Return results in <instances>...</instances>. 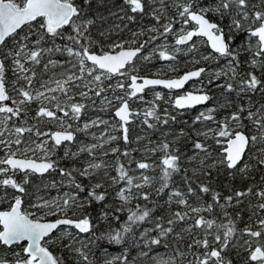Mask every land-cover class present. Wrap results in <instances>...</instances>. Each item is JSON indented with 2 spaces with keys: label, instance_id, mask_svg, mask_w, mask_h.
Wrapping results in <instances>:
<instances>
[{
  "label": "snow or ice",
  "instance_id": "snow-or-ice-1",
  "mask_svg": "<svg viewBox=\"0 0 264 264\" xmlns=\"http://www.w3.org/2000/svg\"><path fill=\"white\" fill-rule=\"evenodd\" d=\"M92 3L93 0H83L82 6L76 0H0V152H4V156L0 157V191L8 188L14 190L9 210L0 211V246L22 245L23 255L15 253L17 259L14 264H61L60 259L54 256L47 246L51 239L50 234L60 225L74 226L79 233L91 232L92 223L86 215L79 219H71L65 215L64 218L55 221H45L42 216L36 217L33 213L22 210V197L27 194L25 186L29 183L30 175L43 176L45 173L58 170L61 176L72 177V172L60 168L58 160L53 157L61 145L75 140L72 122L81 120L86 113L89 104L84 101H90L91 105L95 106L96 98H99L101 111L114 109L113 115L117 119L112 128L121 131L119 139L127 145L128 125L134 116L143 115L142 122L149 128L155 127V124L149 122L150 119L164 125L168 124L169 119L175 120V117L162 118L158 115L154 102L143 113L134 112L130 107L131 99L142 100V94L149 86L163 85L170 90L182 89L188 81L199 78L206 71L205 68H198L175 79H150L128 74L127 84L117 83L114 87L111 83L105 85L113 76L123 77L129 68L135 70V61L142 55V49L146 47L148 41L133 48L126 47L124 43H113L108 51H98L97 41L93 39L92 34L97 18L89 17L86 11L91 8ZM101 3H104V0H101ZM155 3H159L161 7H153ZM124 4L133 15L125 12L121 19L127 18L129 21L136 18L134 14H140L151 15L159 22L165 17L169 7L165 0H152L151 3L149 0H124ZM172 6L177 9L176 16L182 24L188 25L193 22L195 24L191 30L185 28L180 30L175 39L176 46H188V51L191 52L196 48L193 38L206 37L213 54L227 59V70L220 69L216 73L217 79L225 76L229 81L235 80L240 75L237 69L242 54L248 55L245 63L252 69L264 71V10H260L264 8V0H259V4H253L251 0H214L213 6L199 7L197 10H194L197 6L193 0H174ZM148 9L152 10L149 12ZM210 12L216 15L219 22H213L208 18ZM99 19L103 20V17L100 16ZM225 19L229 22L223 25ZM174 22L175 17L168 18V23L163 25L160 36L166 39L168 34L173 33ZM25 28L27 31H24ZM65 29L70 31L66 32ZM150 31L159 30L152 28ZM132 35L135 37L139 33ZM239 35H244L245 40L237 49H233L231 44ZM180 50L179 47H173L170 54L167 46L162 45L158 50V56L163 60H174L176 58L174 53ZM56 56L64 59H54ZM150 58L151 56H143L144 60ZM9 72L12 74L11 81L8 80ZM45 76L47 79H44ZM222 86L228 92L236 90L232 82ZM237 87L239 92L243 93L264 92V79L258 77L255 71H249L246 78L239 80ZM109 90L112 91L111 97L107 95ZM120 92L123 95L119 94ZM155 95L156 99L161 98L160 93L157 92ZM77 96L80 97L79 100ZM209 100L210 96L202 91H190L176 97L174 104L177 108L184 109ZM33 104H36L35 116H30ZM211 111L210 109L209 113ZM214 119L211 114L201 113L194 123ZM30 120L37 123L32 124ZM244 120L250 122L253 134H249L248 126L243 125ZM45 121L55 122L60 130L43 131L40 125ZM101 124L107 126L109 121L97 117L85 122L82 130L87 132L88 129L99 127ZM25 134L34 135L36 139L29 141ZM103 135L104 133H101V136ZM199 135L217 137L218 144L221 143L219 138H226V147L222 149L223 155L214 160L211 166L218 165L247 174L250 171V164L244 160L250 146L260 144L262 146L260 152L264 154V105L258 107L256 111L241 107L224 121L217 123L216 130L208 129ZM93 136L95 137L94 133ZM117 139V136L108 135L103 143H111ZM100 147H103L100 143L83 144L78 152L66 149L64 155L68 157L77 156L79 153L88 154L89 161L79 171L80 176L92 177L97 170H104V177L110 181L121 202V207L117 211L128 212L122 230H116L114 235L109 234L110 240L120 243L124 238L123 233L130 232L132 225L149 219L152 212V209L141 207L139 204L135 210L127 208L128 203L134 199L148 201L151 193L141 190L153 185L157 180L159 182V187L155 189L157 195L169 189L173 174L180 171V155L178 150L171 149L167 141H162L157 146L146 149L152 153H160L157 160L151 163L146 160H128V165L134 163L136 169L141 170L139 176H133L130 174L133 169L120 162V156L130 157L131 153L127 150L121 153L119 148H111V154L119 153L114 165L116 175L112 176L108 172L111 165L103 160L96 162L95 151ZM193 147L204 154L199 164L209 167L208 146L198 140L194 142ZM103 155L107 156L109 153L104 152ZM196 158L189 157L190 160ZM256 166H264V158H257ZM156 168L160 170L158 177L145 174L146 170ZM16 174H22V181L18 182L15 179ZM72 183L75 189L73 194L65 193L60 200H41L32 207L37 211L49 209L53 215L55 212L66 213L73 206L82 207L77 200L79 193L85 189L81 184L75 183L74 179ZM261 185H264V177H261ZM104 186L103 182H98L87 191L86 200L89 204L105 199L106 192L98 191ZM210 191L211 189L204 184L199 185L198 190L194 189L190 182L187 183L186 191L172 189L167 203L174 202L185 210L174 211L166 219L156 218L154 230L158 236L148 239L147 244H160V238L174 233L177 224L193 220V223L188 224L183 231L201 229L203 235L201 238L193 237L187 244V249L193 256L188 264H231L230 261H225L222 253L237 237L238 231L241 237H248L242 245L247 252L246 264H264V242L261 241L264 237V186H257L255 192L252 187L245 191H236L234 195L223 198L224 204L220 203V194L213 193V203L192 206L190 197L199 198L198 193ZM8 195L9 193L4 191V196ZM251 195H254L258 202L253 206L254 211L249 216V222L241 230L237 229L236 221L227 212L224 213L227 218L224 223H217L215 219L201 215L202 212L212 213L215 205L226 207L233 201L240 204L243 197ZM53 208L55 211H52ZM68 235L71 236L70 233ZM143 235L147 236V230ZM176 235L179 237L180 233ZM72 241H75L74 236ZM65 247L71 248L72 244ZM194 248L197 251H192ZM73 250L79 254L82 264H91L89 255L83 249ZM178 255L183 257L185 253L178 252ZM0 264L9 262L0 260ZM106 264L113 262L107 261ZM124 264H127L126 257ZM158 264L170 262L160 260Z\"/></svg>",
  "mask_w": 264,
  "mask_h": 264
},
{
  "label": "trees",
  "instance_id": "trees-1",
  "mask_svg": "<svg viewBox=\"0 0 264 264\" xmlns=\"http://www.w3.org/2000/svg\"><path fill=\"white\" fill-rule=\"evenodd\" d=\"M251 1L254 2V4H259V0ZM76 2L83 6V0H76ZM149 2L151 3L152 0H149ZM173 3L174 0H165V4H167L169 7L167 8L165 17L159 22L156 21L151 15L141 16L140 14H134L136 18L132 21H129L127 18L121 19V17L125 16V12H128L129 15H133L127 10L124 0H104V3H101V0H93L91 8L86 9V11L88 12L89 17L95 16L97 18L96 26L92 29L93 39L97 41V50H104L106 48L107 42L111 40V38L116 34L115 31H112L115 28L114 26L117 27L120 25H125L129 30L134 29L135 31L139 32V35L132 39L135 40L134 44L139 45L145 41H148L146 47L142 49V55L135 61L134 71L140 73L159 71L161 74L167 75L182 71L188 65L189 61H186L185 58L188 56L189 51H185L182 54H180V52L174 53L176 57L174 60H163L158 56V50L160 47H156L151 51L150 55H146L151 56L149 60L143 59V56H145L144 53L150 50V46L164 38L160 36V33L163 31V25L168 23V18L175 17V22L173 23L174 32L168 34L166 37L167 41L169 42L167 47L175 44L177 30L180 27L191 26L193 24H182L178 16H176L177 9L172 6ZM193 3L197 6L196 9H198L199 7L213 6L214 0H193ZM153 7L159 8L161 5L159 3H155ZM151 10L152 9H148L149 12ZM260 10H264V8ZM118 14L121 15L118 16ZM100 16L103 17V20L99 19ZM208 16L219 22L214 13L210 12L208 13ZM226 20L227 19L222 22L223 25L226 23ZM148 24H150L151 27L148 28ZM152 28H156L159 31H150ZM24 31H27V29L25 28ZM65 31L68 32L70 29H65ZM101 33H104V35H101ZM21 34H23V32ZM128 34L129 35L127 37L132 36L131 32ZM153 37L157 38L152 39ZM237 37H242V35ZM9 43H11V41H9ZM232 48L237 49L238 46ZM167 49L169 53L172 54V51L169 50V48ZM199 51H211L213 53V50L210 49L206 41L199 48H197L195 52ZM56 58L64 59V57L61 56H56ZM248 58L249 57L247 54H242L240 56V66L237 69L240 75L237 76L233 81H229V78L225 76H220L219 79H213L211 76L207 77L204 73H202L199 78L192 80H201V83L204 85L203 88H206L208 91L210 100L204 105L180 109L173 104V100L171 99V96H169V93L172 94L174 92L172 89L170 90L163 86L157 85L145 88L142 94L143 99L137 100L136 104L139 107L137 111L143 113V111L147 107L151 106V104L154 102L158 115H160L162 118L175 117V120L169 119L168 124L164 125L163 123H157L156 121L150 119L149 122L155 124V127L149 128L142 122L144 119L143 115L133 117L132 122L128 125L129 143L125 145L122 139H118L119 148H124L129 152L132 151L131 153H134L135 155L140 153L138 151L139 147L147 146V149H150L153 146H157L162 141H167L170 144L172 150H178V154L180 155V171L173 174L169 189H165L164 192L157 195L155 191V189L159 187V182L157 180V182H155L153 185L146 186L141 190L151 193L150 199L148 201L134 199L128 203L129 205L126 206L127 208H132L135 210L136 206L139 204L141 207L146 206L152 209V212L149 219L144 222H138L137 224L132 225L130 232L123 233L124 238L120 243H115L114 241L110 240L109 234L114 235L116 230H122V226L127 220L128 212L117 211V209L121 207V202L116 196L113 186H111L110 182L104 177L103 169L97 170L95 175L92 177H83L79 175V171L82 170L81 162H83L84 158L87 157V153H79L77 156L65 157L63 145H61L56 150L53 158L58 160L60 168L67 169L68 171L72 172V177L61 176L58 170L50 171L45 173L43 176H29V183L25 186L27 194L22 197L23 210L34 208L32 207V201L35 200L36 195L41 191L40 186L44 178L48 176L56 178L58 182L62 183V188H67L70 191L75 192L74 184L72 183L73 179L75 183L81 184L85 189V191L79 193V198L77 200V203L81 204L82 207L73 206L65 213V215H71L77 219L85 215L88 216L92 223L91 232L79 233L78 230L74 228V226H70L77 231L75 241H70L69 235H67L61 236L59 239H51L47 244L49 250L53 252L54 256L60 259L61 264H78V262L79 264H82V262H80L79 254L73 250L77 242H81L82 248L89 255L91 264H101L100 260L103 257H108L110 254L116 255V257L111 260L113 264H124L125 257L127 264H158V260L156 258L161 256L162 260L169 261L170 264H188V261L192 260L193 256L191 252L188 251L187 244L191 242L193 237L201 238L203 235L201 229H194L192 232L183 231V229L186 228L188 224L193 223V220H188L186 223L177 224L174 233L160 238V244H147L148 239L158 236V233L154 230V222L156 218L164 217L166 219L174 211L185 210L182 206L176 205L174 202L172 204L167 203L171 190L178 188L181 191H186L187 183L189 182L191 187L197 190L201 184L208 186L211 189L209 193H198L199 198H189L192 206L196 207L213 203V193L218 192L221 196L220 203L224 204L225 201L223 198L234 195L236 191H245L247 188L252 187L253 192H255L257 190V186H264L261 185V177H264V166H256V159L264 158V154L260 152V148L262 147L260 144L250 146L244 160L245 163L250 164V171L247 174H241L235 170H229L218 165L214 167L211 166L214 160H218L223 155L222 147L225 144L226 138H219L221 139V143L218 144L216 143V140L218 139L217 137H205L203 135H199V133L205 132L208 129L216 130L217 123L224 121L226 117L230 116L233 112H236L241 107H243L245 110L251 109L252 111H256L258 107L264 105V92L256 91L254 93H243L239 92L237 87L239 80L246 78V73L249 71H255L258 77L264 79V71L259 69L254 70L245 63ZM225 60V58H221L216 55L215 61H205V65L206 67L218 65L224 63ZM130 71H133V69H128L127 74ZM37 72L39 74V67L37 68ZM7 75L8 80L11 81V72H9ZM113 80L114 76L110 81H106L105 85L107 83L112 84ZM227 82H232L234 87H236V90L231 92L226 91L222 85L226 84ZM155 89H157L156 92L153 91ZM157 92L161 94L160 99H156L155 94ZM77 99L79 100L80 97L77 96ZM98 99L99 98H96L95 106H92L90 101H84L85 103L89 104V107L87 108L86 113L82 116L83 119L87 118L88 114L113 115L114 109H109L108 111L100 110L101 107L98 106L101 105V103L98 102ZM207 106H210V109L212 110L211 113H209L210 109L199 112L200 108H206ZM35 108L36 104H33L32 110L30 111V116H35ZM201 113H204L205 115L211 114L215 119L213 121H198L194 123V121H196V117ZM246 114L247 112L245 111V115ZM243 125H247L249 134H253L249 121L244 120ZM49 126H55L54 122H44L40 125L42 129ZM77 134L78 132L74 130L75 137ZM198 140L206 144L210 150V155L207 161L209 167H204L203 165L199 164V160L203 158L204 154L200 153L199 150H195L193 147L194 142ZM74 152H78V150ZM141 153L143 154L141 155L140 159L146 160L149 163H151L153 160H157L158 156L160 155V153H152L151 151H144ZM193 156H196L197 158L190 160L189 157ZM128 158L129 157H125L122 159L120 156V162L129 167L130 165H128V163L125 161V159L127 160ZM114 162H116V158L114 159ZM114 165L115 163L109 167V175H116ZM242 166L243 165H241V167ZM146 171L150 176L158 177L160 170L159 168H156L155 170L150 169ZM15 179L18 182L22 181V174H16ZM98 182H103L105 185L104 188L98 190L99 192H106L105 199L101 202L93 201L91 204H89L86 200L87 191ZM4 191L9 193L8 197L4 196ZM13 192L14 190L11 188L0 191L1 207L11 204V194ZM257 202L258 201L254 195L246 196L242 198V202L240 204H236L235 201H233L231 205L226 207L215 205L212 213L202 212L201 215L208 219H215L217 223H224L227 219L224 213L227 212L229 216L236 221L237 229L241 230L249 222V216L251 215L252 211H254L253 206L256 205ZM50 216H53V214ZM117 216L119 217L118 220L116 219ZM253 227L255 229L254 223ZM146 230L147 236L143 235ZM54 232L55 231H53V233ZM53 233H51L50 236H52ZM176 233H180V236L177 237ZM245 239H248V237H241L238 231L237 237L233 239L229 247L226 248L222 253L225 261H230L231 264H246L247 252L242 247L243 241ZM209 240L211 241V237H209ZM261 241L264 242V237L261 238ZM70 243L72 244L71 248L65 247V245H69ZM21 247L22 245H14L12 247L0 246V260H6L9 262V264H14V261L17 259L15 253L19 252L21 255H23ZM16 249L19 251L16 252ZM192 251H197V249L194 248ZM178 252H184L185 255L181 257L178 255Z\"/></svg>",
  "mask_w": 264,
  "mask_h": 264
},
{
  "label": "rangeland",
  "instance_id": "rangeland-1",
  "mask_svg": "<svg viewBox=\"0 0 264 264\" xmlns=\"http://www.w3.org/2000/svg\"><path fill=\"white\" fill-rule=\"evenodd\" d=\"M251 3L254 4V2H252V1H251ZM120 15L121 14H118V16H120ZM228 22L229 21L226 20V23L224 25L228 24ZM148 25H149L148 28L151 27L150 24H148ZM114 27L115 28L112 31H115L116 34L111 38V40H109L107 42L106 48L104 50L109 49V46L111 44H113V43H124L125 45L133 44V40L132 39H134V36L132 35L130 37H127L129 35L128 33L131 32V34H133V33H137L138 31H135L134 29L129 30L125 25H120V26H117V27L114 26ZM189 27L190 26H182V27H180L177 30V34H179V32H180V30L182 28L188 29ZM122 29H123V31H122ZM124 34H126V35H124ZM193 40L196 43V48L193 51L189 52L188 56L185 58L186 61L187 60L189 61L188 62V65L186 66V68L191 67V66H194V65H197V64H200V63H204L205 64V61L206 62L215 61L216 55L213 54L211 51H207V52L206 51L205 52H201V51L195 52L196 49L199 48L206 41L204 37H195ZM244 40H245L244 35H242V37H236V39L232 42L231 47H237V46L241 45L244 42ZM162 45H165V46L169 45V42L167 41V39L163 38L161 41H159V42L151 45L150 46V50L148 52H145L144 55L145 56L146 55H150L152 50H154L156 47H161ZM173 47H179L181 49L179 51L180 54L184 53L185 51H188V46H183V45L176 46L175 44H173L172 46H169L167 48H169V50L172 51ZM204 57H209V58L208 59H204ZM53 58L54 59H57L56 57H53ZM59 59H61V58H59ZM61 60H63V58ZM227 63H228V61L226 59L224 63L218 64V65L208 66V67L205 68L206 71L204 72V74L207 77L211 76L213 79H215L216 78V73L219 72L220 69H225V70L227 69ZM167 65H170V64H167ZM129 69H131V68H129ZM151 73L161 74V72H159V71H153ZM127 77H128L127 72H126L125 76H123V77H121L119 75L114 76V80L112 82L113 87L117 83H125V84H127V82H128ZM44 79H47V76H45ZM203 86L204 85L201 83V80L192 81L188 85V87L194 88V89L203 88ZM153 91L156 92L157 89H155ZM10 94H13V93L10 92ZM119 94L123 95L122 92H120ZM174 94H175V92H173L172 94L169 93V96H171V99L172 100H173ZM107 95L109 97H111L112 96V91L109 90L107 92ZM137 100H139V99L138 98L131 99L130 100V104L132 106L136 107L137 110H138L139 107L136 104L137 103ZM98 102L101 103L100 99H98ZM98 107H101V105H99ZM208 109H210V106H207L206 108H200L199 112H202V111H205V110H208ZM97 117H100L103 120L109 121V124L107 126L101 124V125H99V127H92L90 129H88L87 132H85V131L82 130L83 124L85 122H89V121H91L93 119H96ZM134 117H136V116H134ZM116 119L117 118H115L114 115H112V114H107V115L106 114L105 115H94V114L89 115L88 114L87 118H84V119L82 118L79 121L72 122V125H73L74 130H76L78 132V134L76 135L75 140L73 142H66L65 144H63V150H64V152H65L66 149L69 150V151H71V152L77 151V150H79V148L83 144L100 143V144L103 145V147L97 148L96 151H95V156L97 157L96 162H100L101 160H103V161H105L106 163H108L109 165L112 166V164L115 163L114 162V159L116 158V156L118 155V153L116 155H113V154H111V151L110 150H111V148H119V141H118V139L121 136V133H120V131H119L118 128L117 129H113L112 128V125L116 122ZM30 123L36 124L37 121L33 120V121H30ZM45 123H49V122L45 121ZM54 124H55V126H53V127H50L49 126V127L43 128L42 130L47 132V131L52 130L54 128H59V125L58 124H56L55 122H54ZM93 133L95 134V137L93 136ZM101 133H104V135L101 136ZM108 135L117 136L118 139L115 140V141H112L111 143H103L104 140L107 139ZM25 136H26V139L29 140V141L36 139V137L34 135H31V134H25ZM119 149H120V152H122L123 150L125 151L124 148H119ZM146 149H147V146H145V147H139L138 148V151L140 153L139 154H135V155H134V153H131L132 152L131 151L130 152L131 153V156L127 160L125 159V161L128 163V160L129 159H133V160H137V161L142 160V159H140L141 158V155L143 154L141 152L146 151ZM104 152H108L109 155L104 156L103 155ZM3 156H4V152H0V157H3ZM121 157H122V159L125 158L124 156H121ZM88 161H89V156L87 155V157L84 158L83 162H81V168L82 169L85 167V165L87 164ZM129 167L131 169H133V171L130 173L131 175H133V176H139L141 170L136 169V165L135 164H131ZM145 174L146 175H149L147 171H145ZM112 176H114V175H112ZM53 184L55 186H53ZM61 185H62V183L61 182H58V180L56 178H53V177H50V176L44 178V180H43V182H42V184L40 186L41 191L36 195L35 200L32 201V205L40 202L41 200H48V201L60 200V199H62L64 197V194L65 193H69V194H73L74 193L73 191H70L67 188H62ZM121 185H123V182H121ZM25 210L28 211V212L33 213L37 217H41V216L42 217H48V215H49V217H51L50 216L51 215V212H49V209H46V208L45 209H42L40 211H37L36 208H33V209H25ZM52 211H55V209L53 208ZM61 214H65V213L55 212V214L53 216H57V215H61ZM68 233H72L71 236H69V240L72 241V237L73 236L74 237L76 236L77 231L74 230L70 226L61 225V226L58 227L57 230H55V232L51 236V239H56V238L59 239V238H61V236H67ZM74 248L83 249L81 242H77L76 243V246ZM15 251L17 252L19 250L16 249ZM83 251H85V250L83 249ZM114 257H116V255L110 254L108 257H103L100 260V263L101 264H106L107 261H111ZM156 259L158 260L157 261V263H158L160 260H162V256L161 257H158Z\"/></svg>",
  "mask_w": 264,
  "mask_h": 264
},
{
  "label": "water",
  "instance_id": "water-1",
  "mask_svg": "<svg viewBox=\"0 0 264 264\" xmlns=\"http://www.w3.org/2000/svg\"><path fill=\"white\" fill-rule=\"evenodd\" d=\"M194 10H197V9H194ZM208 18L210 19V20H212L213 22H217L215 19H212V18H210L209 16H208ZM195 27V24H194V22H193V25L192 26H190L189 28H188V30H191L192 28H194ZM205 38V40H206V42H207V38L206 37H204ZM207 44L209 45V47H210V49L212 50V48H211V45H210V43L209 42H207ZM126 47H129V48H133V47H136V46H138L137 44H128V45H125ZM109 49H106V50H103V51H108ZM98 51H100V50H98ZM198 68H206V65L204 64V63H200V64H198V65H195V66H191V67H188V68H186V69H184V70H182L181 72H179V73H177V74H158V73H136V72H131L130 74H136V75H138V76H140V77H145V78H150V79H175V78H178V77H180V76H182V75H184L185 73H187V72H190V71H194V70H196V69H198ZM195 79V78H194ZM191 81V80H190ZM190 81H188L185 85H184V87L182 88V89H174V90H176V91H178V92H176L175 94H174V96H173V104H174V100H175V98L176 97H179V96H181V95H184L185 93H187V92H198V91H202V92H204V93H206L207 95H208V91H207V89L206 88H199V89H194V88H190V87H188V85H189V83H190ZM129 82V81H128ZM156 86V85H155ZM157 86H163V85H157ZM164 87V86H163ZM206 102H204V103H201V104H198V105H204ZM175 105V104H174ZM195 106H197V105H195ZM130 107H131V109L134 111V112H136L137 111V108L136 107H134V106H132L131 104H130ZM56 130H60L59 128H54V129H52L51 131H56ZM73 130V129H72ZM223 147H226V139H225V144L223 145ZM223 147H222V149H223ZM6 210H9V206H0V211H6ZM23 210V209H22ZM25 211V210H24ZM68 218H71V219H77V218H74V217H72L71 215H66ZM37 217V216H36ZM65 217V214H61V215H57V216H52V217H43V219L45 220V221H55L56 219H60V218H64ZM61 226V225H60Z\"/></svg>",
  "mask_w": 264,
  "mask_h": 264
},
{
  "label": "flooded vegetation",
  "instance_id": "flooded-vegetation-1",
  "mask_svg": "<svg viewBox=\"0 0 264 264\" xmlns=\"http://www.w3.org/2000/svg\"><path fill=\"white\" fill-rule=\"evenodd\" d=\"M133 44H134V43H133ZM197 65H198V64H197ZM194 66H195V65H194ZM185 69H186V68H185ZM183 70H184V69H183ZM131 72H136V71H130L128 74H130ZM180 72H181V71H180ZM136 73H140V72H136ZM147 73H151V72H147ZM178 73H179V72H178ZM173 74H177V73H173ZM191 81H192V80H191ZM191 81H190V82H191ZM127 83H128V82H127ZM149 87H150V86H149ZM172 90H173L175 93L178 92V91H176V90H174V89H172ZM136 112H137V111H136ZM72 129H73V128H72ZM73 131H74V129H73ZM9 205H10V204H9ZM9 205H8V206H9ZM3 207H4V206H3ZM51 217H52V216H51ZM54 231H55V230H54Z\"/></svg>",
  "mask_w": 264,
  "mask_h": 264
}]
</instances>
